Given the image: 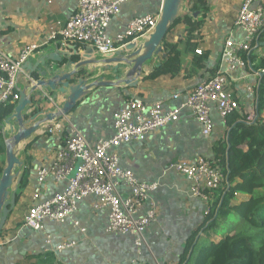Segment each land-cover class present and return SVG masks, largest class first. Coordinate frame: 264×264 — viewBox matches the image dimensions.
I'll list each match as a JSON object with an SVG mask.
<instances>
[{"label": "crops", "instance_id": "crops-1", "mask_svg": "<svg viewBox=\"0 0 264 264\" xmlns=\"http://www.w3.org/2000/svg\"><path fill=\"white\" fill-rule=\"evenodd\" d=\"M244 1L206 0L205 13L203 10L195 14L194 19L196 16L202 17L203 14L205 16L202 27L196 31L197 49L210 52L205 67L196 73L192 71L193 55L185 49L187 25L183 22L175 24L169 31L170 40L179 42L183 49L180 72L175 76L150 77L163 60L162 57H154L148 62L147 70L138 78V84L133 87L125 83L117 84L116 74L109 69L117 63L103 62L106 56L99 54L94 48L93 52H87L88 48H92L87 44L72 45L70 52L65 54L61 49L62 45L54 42L41 48L35 57L28 60L35 64L40 55H48L58 46L63 64L75 63L70 64L66 69L68 71L75 69L76 64L83 60H98L78 70L85 75L89 83L97 81L102 84L89 87L85 91L86 95L69 114L45 122L28 140L20 144L22 148L19 155L24 161L23 167L20 168V177L28 168V183L24 190H20L17 185L14 191L16 195L20 194V198L18 201L16 199V204L9 212L0 233V264H133L137 254L132 237L106 230L108 212L106 209L93 208V196L83 199L77 212L64 223L46 220L44 231H35L24 226V216L32 204L36 169L49 164L55 154L57 140L65 139L72 127L78 128L91 144L111 137L115 131L114 115L131 96L138 95L148 102L161 100L163 106L169 109L175 106V102L171 100L175 93L186 96L200 81L214 76L226 39L231 34L238 38L243 36L234 25V20ZM187 4L191 8L190 0ZM77 5L78 0H0V48L9 55L16 56L23 47L42 42L51 31L65 25L77 10ZM161 6V0H131L123 4L119 14L109 25V35L115 36L123 32L129 20L134 17L160 14ZM190 8L187 7L186 11L192 14ZM145 40L139 39L137 42ZM263 45L264 42L251 54L258 59L264 57ZM24 66L17 88L28 93V86H33L38 79V71L32 72ZM244 74L245 71L240 73ZM252 82L254 78L251 77L249 83ZM247 83V80H243L232 87V90H237L242 97L240 104L241 112L244 113L254 110V98L246 95ZM32 96L33 105L26 109V113L29 117L34 113L43 112L39 117L43 118L45 114L62 108L66 95L58 94L55 99L38 88ZM212 116L215 126L210 135L203 134L201 125L189 111L184 110L176 122L152 132L146 140L134 141L117 148L123 168L131 169L141 181L159 183V190L151 194L158 206L157 220L146 230V245L138 258L139 261L148 264H178L193 232L205 222L210 205L201 198L190 195L189 182L173 164L198 158L220 161L216 148L220 142L227 140L228 128L227 123L220 119L216 111ZM58 122L61 124L60 130L55 133L46 131V127H53ZM5 128L9 127L4 123V130ZM7 136L8 133L5 134V137ZM63 189L64 183H57L53 178H49L44 186L43 198H50ZM122 190L126 192L127 188L123 187ZM215 195L217 192H214L213 198ZM248 197L250 196L247 194L237 193L232 202L240 203ZM75 221L79 222V226L75 225ZM225 221L227 230L221 234L217 232L218 226L209 231L201 229L204 235L196 237L197 247L220 241L236 224L231 217ZM47 236H50L52 241L49 246L45 244ZM69 241L75 244L62 252L56 251L57 245ZM190 255L192 256V252Z\"/></svg>", "mask_w": 264, "mask_h": 264}, {"label": "built area", "instance_id": "built-area-1", "mask_svg": "<svg viewBox=\"0 0 264 264\" xmlns=\"http://www.w3.org/2000/svg\"><path fill=\"white\" fill-rule=\"evenodd\" d=\"M129 1L78 0L77 10L65 25L51 31L42 42L23 47L16 56L0 48V105L17 103L20 98L17 83L23 65L45 46L58 42L62 45V51L68 54L70 46L87 44L99 54L107 56L123 49L130 42L148 38L160 14L134 17L123 32L109 35L112 19L119 14L121 6ZM234 25L243 36L238 38L231 34L226 39L214 76L200 81L186 96L175 93L171 98L175 102L172 108H165L161 100L148 102L133 95L115 113V131L111 137L91 144L78 128L72 127L65 139L57 140L52 160L48 165L36 169L32 204L24 216V226L44 231L46 220L64 223L77 212L83 199L93 196V208L106 209L108 212L106 230L132 237L137 254L132 263L148 264L138 258L146 245V230L157 220L158 206L151 194L159 190V183L141 181L131 169L123 168L116 150L121 145L146 140L152 132L176 122L184 110L189 111L201 125L203 134H212L214 111L225 122L230 114L241 112L242 97L232 87L243 80L248 81L245 85L246 95L254 98V110L243 112L247 114L246 122L256 118L257 92L264 69L253 70L249 56L264 42V0H245L238 10ZM196 53L202 54V50L197 49ZM243 71L245 74L240 75ZM251 77L254 82L249 83ZM60 127L58 122L45 129L55 133ZM173 166L189 182L190 195L201 198L210 207L214 192L228 183L219 161L198 158L194 161L181 160ZM49 178L64 183V189L45 199L43 190ZM123 187L127 188L126 192H123ZM75 225L79 226V222L75 221ZM203 235L200 231L197 237ZM45 242L51 245L50 236ZM74 244L73 241L60 243L56 251L62 252Z\"/></svg>", "mask_w": 264, "mask_h": 264}, {"label": "trees", "instance_id": "trees-1", "mask_svg": "<svg viewBox=\"0 0 264 264\" xmlns=\"http://www.w3.org/2000/svg\"><path fill=\"white\" fill-rule=\"evenodd\" d=\"M190 2L192 14L183 15L171 28L179 22L187 25L185 49L193 55L192 71L196 73L205 67L210 57L209 51L196 53V31L202 27L205 16L194 18L197 12L204 10L205 13L206 0ZM162 45L166 57L150 75L152 78L175 76L182 68L183 49L179 42L170 40L168 32ZM249 59L253 70L264 69V57L258 59L251 54ZM257 93L256 118L253 121L246 122L247 114L240 111L227 117L228 137L220 142L216 153L228 183L215 191L217 195L211 202L205 222L193 232L178 264H264V74ZM31 98L33 105L34 97ZM14 107L12 103L0 105V156L6 152L4 123ZM3 167L4 163L0 161V175ZM28 172L27 168L21 176L20 190L27 188ZM237 193L250 197L233 203ZM19 198L20 194H17V201ZM228 217H232L236 224L220 241L197 247L195 239L201 229L214 230L221 220Z\"/></svg>", "mask_w": 264, "mask_h": 264}, {"label": "water", "instance_id": "water-1", "mask_svg": "<svg viewBox=\"0 0 264 264\" xmlns=\"http://www.w3.org/2000/svg\"><path fill=\"white\" fill-rule=\"evenodd\" d=\"M184 0H163L158 23L154 31L143 42H130L123 49L114 54L107 55L102 61L108 64L117 63L109 67L116 74V83H125L130 86L138 84V78L142 72L147 70V64L154 57H166L163 49V42L171 28L182 13ZM56 50H51L48 55H40L38 61L33 64L27 61L25 68L32 72L38 71V79L30 91L20 90V98L17 101L13 113L5 120L9 128H5L6 157L7 163L3 167L0 175V233L8 218L9 212L16 204V193L14 185H19L21 177L18 168H22L24 161L19 157L17 147L22 141L28 140L47 121H54L61 116L67 115L75 107L78 101L86 95V90L91 86H100L101 82H91L83 75L80 67L88 65L98 60H83L76 64V68L66 70L70 64H63L61 53L56 46ZM87 52H93V48H88ZM49 60L51 63H48ZM42 67H39V65ZM39 67V68H38ZM38 88L47 92L48 96L55 99L58 94L66 95L65 102L60 111L45 114L39 118L43 112L34 113L28 117L26 109L32 105V94ZM57 93V94H56Z\"/></svg>", "mask_w": 264, "mask_h": 264}, {"label": "rangeland", "instance_id": "rangeland-1", "mask_svg": "<svg viewBox=\"0 0 264 264\" xmlns=\"http://www.w3.org/2000/svg\"><path fill=\"white\" fill-rule=\"evenodd\" d=\"M188 1H189V0H184V7H183L182 13H181V15L179 16V18L182 17L183 15L187 14L186 8H187V7L190 8V6L187 4ZM179 18H178V19H179ZM262 54H263V56H264V50H262ZM21 148H22V146L19 145V146L17 147V150L20 151ZM19 157H20V155H19ZM20 158L22 159V156H21ZM0 161L4 163V166L6 165V163H7L6 152H5V154H3V155L0 156ZM17 171L19 172V176H20V173H21L20 168H18ZM16 186H17V183H15V185H14V189H16ZM231 218H232V217H231ZM233 220H234V219H233ZM225 222H226L225 219H224L223 221H222V220L220 221V223H219V225H218V227H219V230L217 231L218 233L221 234V233H223L225 230H227V228L225 227Z\"/></svg>", "mask_w": 264, "mask_h": 264}]
</instances>
